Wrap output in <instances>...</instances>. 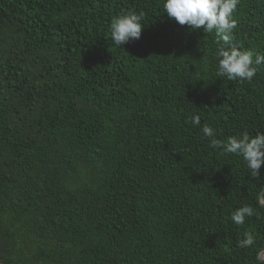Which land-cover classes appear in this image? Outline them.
<instances>
[{"label":"trees","instance_id":"1","mask_svg":"<svg viewBox=\"0 0 264 264\" xmlns=\"http://www.w3.org/2000/svg\"><path fill=\"white\" fill-rule=\"evenodd\" d=\"M162 3L0 0V264H257L264 165L253 177L201 127L264 132V64L250 82L217 77L215 33ZM124 10L143 27L116 46ZM233 18V43L264 54V0Z\"/></svg>","mask_w":264,"mask_h":264},{"label":"clouds","instance_id":"2","mask_svg":"<svg viewBox=\"0 0 264 264\" xmlns=\"http://www.w3.org/2000/svg\"><path fill=\"white\" fill-rule=\"evenodd\" d=\"M240 0H163L162 7L169 19L192 30L201 29L205 33H215L218 47L215 50L216 76L228 80L251 81L257 73L255 65L264 64V54H254L250 49H241L233 43V30L237 21L233 14ZM143 12L124 10L115 16L110 24V38L116 46L138 40L142 31ZM193 125H200L198 115L192 117ZM204 137L209 138L210 147L220 148L224 153L242 157L253 177L260 176L264 165V132L249 135L229 136L226 141L216 139L215 130L205 124L201 127ZM264 198V192L261 193ZM254 215L250 205H241L231 212V221L243 225L246 217ZM255 244L251 233H244L238 242L241 248H250ZM257 264H264V249L257 253Z\"/></svg>","mask_w":264,"mask_h":264}]
</instances>
